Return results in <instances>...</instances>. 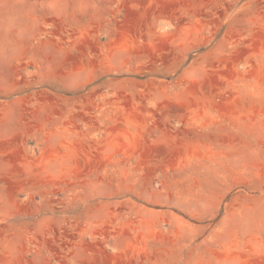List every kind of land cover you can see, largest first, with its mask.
I'll return each mask as SVG.
<instances>
[{"label":"rangeland","instance_id":"1","mask_svg":"<svg viewBox=\"0 0 264 264\" xmlns=\"http://www.w3.org/2000/svg\"><path fill=\"white\" fill-rule=\"evenodd\" d=\"M0 264H264V0H0Z\"/></svg>","mask_w":264,"mask_h":264}]
</instances>
